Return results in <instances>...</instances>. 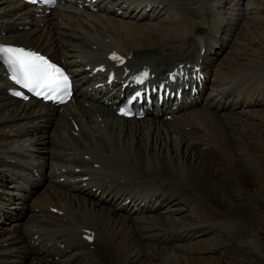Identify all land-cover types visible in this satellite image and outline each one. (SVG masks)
Wrapping results in <instances>:
<instances>
[{
	"label": "bare ground",
	"instance_id": "1",
	"mask_svg": "<svg viewBox=\"0 0 264 264\" xmlns=\"http://www.w3.org/2000/svg\"><path fill=\"white\" fill-rule=\"evenodd\" d=\"M83 2L33 17L29 6L0 0V39L68 61L73 71L89 65L82 76L97 75L93 60L117 51L156 75L202 70L203 84L189 93L192 102L142 118L114 113L113 87L74 81L61 109L0 90V264H253L244 253L262 251L256 212L239 196L262 191L254 185L264 157H252L264 145V61L253 56L246 67L232 45L264 27V0H95L93 11ZM194 81L201 79L182 84ZM198 202L205 221L173 216ZM3 217L12 222L2 225ZM205 222L240 240L242 255L215 261L220 245L193 239L208 232Z\"/></svg>",
	"mask_w": 264,
	"mask_h": 264
},
{
	"label": "rangeland",
	"instance_id": "2",
	"mask_svg": "<svg viewBox=\"0 0 264 264\" xmlns=\"http://www.w3.org/2000/svg\"><path fill=\"white\" fill-rule=\"evenodd\" d=\"M181 17H183V15H181ZM261 29H264V27L263 28H259V29L251 30L250 31L251 32L250 35L249 34L248 35L247 34L246 35L245 34H239V36L235 39V41H234V43L232 45V48H236V49L239 50V52L242 53L240 55V62L242 64H244V65L246 64V67L248 66L247 63L250 60L249 59L250 57H253V56H258V58L262 57V60H260V62L264 61V50H260L262 48L264 49V30H261ZM259 30H261V31H259ZM257 31H259V32H257ZM243 35H245L244 36L245 39L243 40V43L241 42L240 46H238L237 44L240 42V39L243 38ZM255 40L260 41V42H257L255 44V42H253ZM242 44H243V46H242ZM221 61H224V60H221ZM258 62L259 61H257V63ZM254 64L252 66H256V64L255 65ZM50 131H51V127H50V129L48 131V134L50 133ZM46 140H49V138H46ZM45 146L50 147V143H45ZM263 146H262V148L260 147V149H258V150H256L254 152V157H252L253 159H257L256 158L257 155H259V158L264 157V152H263L264 151L263 150L264 147ZM260 162L261 163H259V168H258L259 177L257 178V180H259V181L254 186H255V189L262 190V191L256 193L258 196L248 195V197H247L248 193H246V192L240 194V196H239L241 198H244L243 201L246 202L245 204H248V202H249V204H248L249 206L248 207L249 208L251 207V208L247 209V207H246V209H247V211L249 213H250V211L252 213L256 212L255 214H253L254 218H252V219L254 221L253 222L254 225L256 226L254 228V231L255 232L257 231V233H258V237H256L258 239L257 242L260 243L262 251L261 252L260 251L257 252V251H254V250L251 251V249H250L251 252L244 253L247 256L246 259L250 260V262H252L253 264H264V257H263V255H261V254H264V162H262V161H260ZM252 164L256 165L254 163H252ZM242 170H243V172H245L243 168H242ZM181 189H182V187L180 188V190ZM51 193H52V191H51ZM246 200H248V201H246ZM193 202H196V201L194 200ZM193 206H195V205H193ZM226 214L228 216H231L228 212H226ZM204 217H206V216H204ZM255 217H257V218H255ZM191 220H192V218H190V221ZM201 220H204V218L203 219H199L200 222H201ZM197 222H198V220H197ZM193 223H196V221L193 222ZM209 223L210 222H205L203 224L205 227L208 226L207 227V231L208 232L210 231L209 229H211V228H209L211 223L210 224ZM178 224H180V223H178ZM214 230L217 231V232L212 233V236L210 234H207V235H204V236H207V237L201 236L200 238H197L198 240H201V238L205 239V244L206 243L208 245L212 244L211 246H213V247L214 246L217 247V244L220 245L221 248H219V250H217V251H215V252L210 254V256H212V258H214V260L215 259L218 260L219 258L220 259H224V260H226V259L229 260L231 257L233 258V257H236L237 255H242L241 251L239 252V251L236 250V248H237L236 246L238 244H240V242H239L240 240H238L235 237H231L230 233L224 232L221 228L214 229ZM250 239H252V238H250ZM216 240H217V242H216ZM259 252H260V254H259ZM205 256H209V254H206ZM238 257H240V256H238Z\"/></svg>",
	"mask_w": 264,
	"mask_h": 264
},
{
	"label": "snow or ice",
	"instance_id": "3",
	"mask_svg": "<svg viewBox=\"0 0 264 264\" xmlns=\"http://www.w3.org/2000/svg\"><path fill=\"white\" fill-rule=\"evenodd\" d=\"M32 2L36 3L37 0ZM46 2L51 3L52 0H46ZM112 59L120 58L113 54ZM0 60L8 65L12 74L11 78L16 83L35 92L37 96L43 95L46 99H51L56 93L62 90L67 91L68 78L43 57L24 49L0 46ZM49 93L53 95L50 96ZM122 114L127 115L126 112Z\"/></svg>",
	"mask_w": 264,
	"mask_h": 264
}]
</instances>
